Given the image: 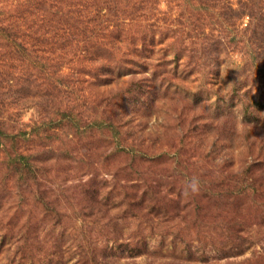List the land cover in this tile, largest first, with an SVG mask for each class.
<instances>
[{"label": "rangeland", "instance_id": "374dc122", "mask_svg": "<svg viewBox=\"0 0 264 264\" xmlns=\"http://www.w3.org/2000/svg\"><path fill=\"white\" fill-rule=\"evenodd\" d=\"M0 264H264V0H0Z\"/></svg>", "mask_w": 264, "mask_h": 264}]
</instances>
